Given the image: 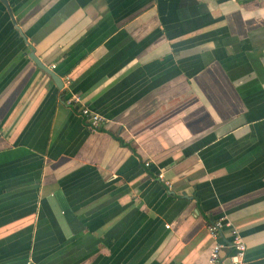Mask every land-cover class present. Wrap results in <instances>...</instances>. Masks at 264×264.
<instances>
[{"label":"crops","instance_id":"crops-1","mask_svg":"<svg viewBox=\"0 0 264 264\" xmlns=\"http://www.w3.org/2000/svg\"><path fill=\"white\" fill-rule=\"evenodd\" d=\"M5 1L0 264H264V0Z\"/></svg>","mask_w":264,"mask_h":264},{"label":"built area","instance_id":"built-area-1","mask_svg":"<svg viewBox=\"0 0 264 264\" xmlns=\"http://www.w3.org/2000/svg\"><path fill=\"white\" fill-rule=\"evenodd\" d=\"M52 68H54V65H52ZM67 102L69 104L79 105L78 110L80 115L87 121L90 128L97 129L102 123L103 117L90 109L88 106L79 104V97L72 96L68 98ZM166 227H168V225H166ZM224 228H228L230 231V241L228 244H225L220 240V234ZM207 230L214 239L209 251L208 264H221V252L225 247H229L231 250L229 255V264H243L246 244L241 233L236 227H234L224 216H221L209 223Z\"/></svg>","mask_w":264,"mask_h":264},{"label":"water","instance_id":"water-1","mask_svg":"<svg viewBox=\"0 0 264 264\" xmlns=\"http://www.w3.org/2000/svg\"><path fill=\"white\" fill-rule=\"evenodd\" d=\"M4 3L6 4L8 11L11 12V10L9 9V8H10L9 5H8V3H7L5 0H4ZM32 60L36 63V65H37L39 68L45 70L49 75H51V77H52V79L54 80V82H55V84H56L57 87L62 88L63 83H62L61 79H60L57 75H55V73H54L52 70H50V69H48L46 66H44V65L38 60L37 57L32 56Z\"/></svg>","mask_w":264,"mask_h":264},{"label":"trees","instance_id":"trees-1","mask_svg":"<svg viewBox=\"0 0 264 264\" xmlns=\"http://www.w3.org/2000/svg\"><path fill=\"white\" fill-rule=\"evenodd\" d=\"M64 92V91H63ZM65 99L67 100L68 98L67 97H65ZM71 107L73 108V109H75L76 111L78 110V108H79V106L78 105H74V104H71ZM121 143H122V140H121ZM148 166V165H147ZM211 223V222H210ZM224 229H222V231H223ZM245 254H246V252H245ZM244 260H245V257H244Z\"/></svg>","mask_w":264,"mask_h":264}]
</instances>
